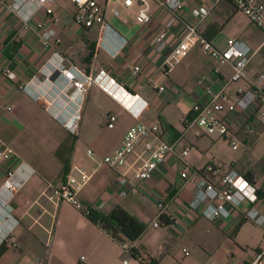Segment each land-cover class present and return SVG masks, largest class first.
<instances>
[{
	"label": "crops",
	"instance_id": "obj_1",
	"mask_svg": "<svg viewBox=\"0 0 264 264\" xmlns=\"http://www.w3.org/2000/svg\"><path fill=\"white\" fill-rule=\"evenodd\" d=\"M11 1L0 0V150L9 146L14 153L0 168V183L19 162L27 167L21 173L25 176L22 186L8 201L16 223L0 264H249L264 247V222L257 224L237 211L210 218L203 210L218 186V176L206 167L216 165L221 170L234 167L250 179L264 212V126L257 110L240 111L234 116L238 126L236 148L217 131L209 133L197 124L185 126L192 104L204 98V82L218 88L230 76L231 65L222 64L214 73V59L196 41L174 67L163 73L160 65L183 29L178 24L173 26L163 46L157 47L156 34L167 12L155 0H132L130 4L98 0L105 19L127 39L115 55L100 44L96 24L86 27L74 21L77 6L72 0H54L50 12L45 5L32 12V22L41 21L44 27L53 29L47 47L38 31L21 27V18L6 6ZM22 2L30 6L34 0ZM205 6L210 9L198 20V11ZM142 8L150 15L148 21L138 17ZM180 13L232 59L247 60L246 76L228 85L232 97L237 88L247 89L264 70V30L231 0H183ZM228 37L248 41L246 47L242 46L241 56L227 45ZM53 52L84 72L95 74L103 68L127 90L138 92L146 101L139 117L92 83L83 96L78 132H71L63 124L61 113L38 95L44 76L40 66ZM135 64L141 67L139 74L132 73ZM3 65L12 68L16 76L7 78L1 70ZM149 76L164 82L166 88L153 89ZM139 81L144 82L141 88L137 87ZM258 82L262 88L259 104L263 105L264 79ZM109 112L116 115L111 127L106 124ZM137 119L158 123L159 140H176L177 148L190 144L185 158L198 169L194 181L179 188L180 163L171 152L147 180L136 178L132 168L134 160L140 158L139 147L121 166L112 168L102 162ZM78 167L90 174L78 192L85 206L102 213L120 206L146 225L132 241L141 259L129 255L81 209L67 200L48 198L50 184H58L68 175L79 178ZM131 186L136 190L130 191ZM177 189L164 211L170 222L149 225L157 214L158 198L171 196ZM185 249L188 254H184Z\"/></svg>",
	"mask_w": 264,
	"mask_h": 264
},
{
	"label": "built area",
	"instance_id": "obj_2",
	"mask_svg": "<svg viewBox=\"0 0 264 264\" xmlns=\"http://www.w3.org/2000/svg\"><path fill=\"white\" fill-rule=\"evenodd\" d=\"M54 0H34L33 4L28 6L22 0H12L6 6L15 11L21 18V27L26 30H36L39 32L42 44L47 47L50 45V37L53 33L52 28L44 27L41 21H31L32 12L37 6L45 5L46 10L50 12L49 6ZM77 11L73 16L74 21L78 25L90 27L94 24L98 26V40L100 44L108 46L110 52L115 55L125 45L127 39L119 34L111 24L105 19L98 0H72ZM132 0H124L125 4H130ZM157 4L164 8L167 12L166 19L161 23L157 34L156 43L160 48L165 43L167 32L176 24L183 29L181 37L173 45L170 53L163 59L160 69L163 73H167L174 67L186 54L190 46L198 41L201 47L206 50L214 59L213 72L218 73L222 64H230L232 72L230 76L223 80L218 88H214L211 83L204 82V98L196 100L191 106V114L185 118V126L197 124L207 132L217 131L225 136L230 142L232 148L237 147L235 131L237 123L235 115L238 112H248L249 110H257L258 116L264 126V104L260 105L259 101L262 97V88L258 81L264 79V70L260 71L254 80L250 81L247 89L237 88L235 96H231L228 92V85L232 81L244 78L246 76V62L244 57L232 59L226 52L219 49L200 34L196 27V23L184 20L181 16L180 9L183 0H155ZM217 1V0H215ZM235 6L245 13L257 26L264 30V3L261 0H231ZM210 7H202L198 11V20H201L209 11ZM117 13V10L114 9ZM138 17L142 21H148L150 15L140 9ZM114 37L116 40L111 38ZM227 45L234 52L241 56L243 54L242 46H247V40H239L235 37H228ZM2 72L7 78H14L15 71L8 65H3ZM40 71L44 78L54 80L58 90L70 89L71 92L66 93V113L62 114L63 124L73 133H77L79 129V121L81 117V107L83 96L88 87L92 83H96L109 92L118 102L122 103L136 117L144 108L146 101L138 92L127 90L123 84L119 83L105 69L101 68L97 73L81 71L74 63L66 60L61 54H53L48 58L45 64L40 66ZM141 67L138 64L133 65L132 73L139 74ZM148 83L157 91H163L166 84L157 81L153 77H148ZM144 82H138L137 87L141 88ZM221 112L224 115H221ZM116 121V115L109 112L107 114L106 124L113 126ZM160 127L158 123H149L137 119L123 133L120 144L102 157V162L112 168L123 165L127 162V157L139 147L140 151L137 160L132 163L134 176L140 180L151 178L157 167L164 161L167 153H173L176 160L180 163L179 176L180 187L192 182L198 176V169L194 168L186 160L185 155L190 149V144L185 143L177 148V141L159 140ZM87 152L92 154L91 148ZM13 149L9 146L0 150V168L2 164L8 160ZM27 167L26 163L21 161L13 169L9 170L0 183V243L7 242L9 234L13 229L16 218L12 215L8 201L14 192L20 188L24 182L25 176L21 175ZM206 170L212 175L218 176V186L214 189L211 200L208 201L203 212L210 218L219 216H227L232 211H237L242 216L251 219L257 224L264 222V212L260 207V197L257 188L243 174L239 173L234 167H228L221 170L219 166L208 165ZM79 178L68 175L58 184L51 185V190L47 194L48 198L58 201L67 200L76 208L81 209L84 213L89 212V207L85 206L78 196L79 189L89 179V172L85 168L78 167ZM23 174V173H22ZM130 191H135L136 187L131 186ZM178 192H174L171 196H163L158 198L157 214L151 220L149 225L157 226L160 216L164 214L169 199L174 198ZM169 197V198H168ZM126 252L133 245L130 241L119 242ZM134 246V245H133ZM189 250L185 249L184 254H188ZM83 257V256H81ZM127 262V258L123 259V263ZM175 264H179L176 262ZM249 264H264V247L258 250L249 262Z\"/></svg>",
	"mask_w": 264,
	"mask_h": 264
},
{
	"label": "trees",
	"instance_id": "obj_3",
	"mask_svg": "<svg viewBox=\"0 0 264 264\" xmlns=\"http://www.w3.org/2000/svg\"><path fill=\"white\" fill-rule=\"evenodd\" d=\"M248 179V178H247ZM251 183L252 181L248 179ZM87 214L94 222L98 223L104 230H106L117 242L135 240L145 229L146 225L140 222L135 216L128 213L120 206L113 207L107 213L98 212L89 208ZM160 222L169 223L170 219L167 215L160 216ZM6 242L0 243V255L6 250ZM129 255L140 258V253L135 246L129 249Z\"/></svg>",
	"mask_w": 264,
	"mask_h": 264
},
{
	"label": "rangeland",
	"instance_id": "obj_4",
	"mask_svg": "<svg viewBox=\"0 0 264 264\" xmlns=\"http://www.w3.org/2000/svg\"><path fill=\"white\" fill-rule=\"evenodd\" d=\"M43 81V90L39 91V97L48 105L50 108L56 109L58 113H66V99H68L69 92H71L70 89L68 90H58L55 86L54 80L43 78L41 79Z\"/></svg>",
	"mask_w": 264,
	"mask_h": 264
},
{
	"label": "bare ground",
	"instance_id": "obj_5",
	"mask_svg": "<svg viewBox=\"0 0 264 264\" xmlns=\"http://www.w3.org/2000/svg\"><path fill=\"white\" fill-rule=\"evenodd\" d=\"M62 115V114H61ZM63 117V116H62Z\"/></svg>",
	"mask_w": 264,
	"mask_h": 264
}]
</instances>
